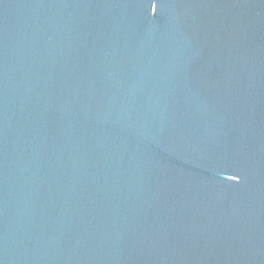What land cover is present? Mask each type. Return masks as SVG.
Segmentation results:
<instances>
[{
    "label": "water",
    "instance_id": "obj_1",
    "mask_svg": "<svg viewBox=\"0 0 264 264\" xmlns=\"http://www.w3.org/2000/svg\"><path fill=\"white\" fill-rule=\"evenodd\" d=\"M0 264H264V0H0Z\"/></svg>",
    "mask_w": 264,
    "mask_h": 264
}]
</instances>
